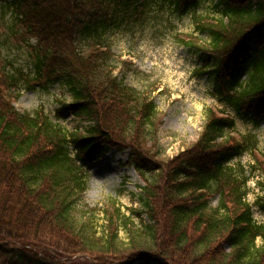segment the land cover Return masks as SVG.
Instances as JSON below:
<instances>
[{
  "label": "trees",
  "instance_id": "16d2710c",
  "mask_svg": "<svg viewBox=\"0 0 264 264\" xmlns=\"http://www.w3.org/2000/svg\"><path fill=\"white\" fill-rule=\"evenodd\" d=\"M162 1L178 14L199 7L198 0ZM3 2V18L10 11L17 21L10 33L37 42V81L63 82L73 101L61 108L90 125L70 133L44 113H18L8 96L15 78L0 68V264H53L48 250L93 264H264V223L252 219L244 199L248 176L228 166L248 153L264 176L257 136L234 130L236 118L258 129L264 116V0H217L218 18L195 22L207 43L182 41L204 58L213 98L234 115L207 109L197 141L172 158L158 142L155 103L115 75L104 39L136 24L158 0ZM114 149L127 151L143 183L140 208L127 214L112 203L98 231L74 215L86 186L78 164ZM259 187L253 205L264 211V178Z\"/></svg>",
  "mask_w": 264,
  "mask_h": 264
},
{
  "label": "rangeland",
  "instance_id": "374dc122",
  "mask_svg": "<svg viewBox=\"0 0 264 264\" xmlns=\"http://www.w3.org/2000/svg\"><path fill=\"white\" fill-rule=\"evenodd\" d=\"M199 7L186 14H178L168 2L158 0L151 3L143 17L137 23L124 25L122 29L110 30L104 39L113 55L115 75L128 86L144 94L156 105L160 128L158 142L164 158L175 157L194 144L205 125L207 109L216 108L234 115V111L225 108L212 96V83L208 72L201 71L200 57L194 47H188L182 41L204 46L207 35L196 31V20L218 18L215 11L217 0H198ZM5 3H0V68L15 78L9 99L15 110L21 114L44 113L61 130L74 132L76 129L87 130L90 123L72 113L69 108L73 98L68 88L62 83L44 87L35 76V54L32 46L37 44L30 36H13L9 28L17 24L15 16L9 11L3 18ZM13 18V19H12ZM182 42V43H181ZM131 62V70L126 71L121 63ZM127 68V67H126ZM128 69V68H127ZM246 79L244 75L241 76ZM238 134L256 135L258 139L257 157L264 158V116L260 128L254 129L242 119L235 120ZM71 157L76 154L73 146L69 147ZM96 162L79 163L80 175L85 179V189L75 203L74 215L78 221L89 222L98 231L102 230L103 210L112 203L117 204L122 212L129 214L130 209L140 208L139 188L143 186L138 174L129 166L127 151L111 150L100 156ZM229 167H244L245 175L259 181L261 171L254 164L251 155L243 153L234 158ZM251 180V179H250ZM250 182V181H249ZM252 184V183H250ZM248 186L251 187L248 183ZM246 196L253 204L257 195L263 192L255 186ZM217 197L212 205H217ZM253 219L264 223V211L252 206ZM146 223V217L143 218ZM139 226V220L134 219ZM121 240L126 237L121 233ZM261 244L260 240H257ZM53 257V264H93L86 256H71L48 250Z\"/></svg>",
  "mask_w": 264,
  "mask_h": 264
}]
</instances>
